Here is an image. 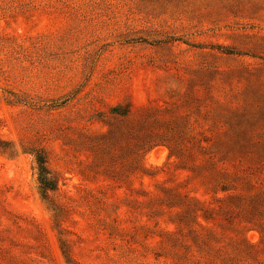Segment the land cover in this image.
Wrapping results in <instances>:
<instances>
[{
    "label": "rangeland",
    "instance_id": "obj_1",
    "mask_svg": "<svg viewBox=\"0 0 264 264\" xmlns=\"http://www.w3.org/2000/svg\"><path fill=\"white\" fill-rule=\"evenodd\" d=\"M0 264H264V0H0Z\"/></svg>",
    "mask_w": 264,
    "mask_h": 264
},
{
    "label": "trees",
    "instance_id": "obj_2",
    "mask_svg": "<svg viewBox=\"0 0 264 264\" xmlns=\"http://www.w3.org/2000/svg\"><path fill=\"white\" fill-rule=\"evenodd\" d=\"M40 181L46 188H54V181L48 177L49 171L46 165V159L43 155L37 156Z\"/></svg>",
    "mask_w": 264,
    "mask_h": 264
}]
</instances>
